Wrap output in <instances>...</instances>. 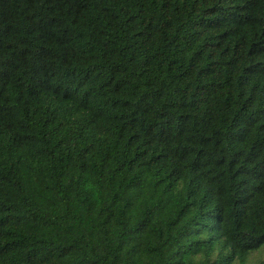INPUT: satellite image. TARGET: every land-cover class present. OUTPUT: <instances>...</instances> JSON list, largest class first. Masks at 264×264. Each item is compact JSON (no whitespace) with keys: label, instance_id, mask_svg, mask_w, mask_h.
<instances>
[{"label":"trees","instance_id":"obj_1","mask_svg":"<svg viewBox=\"0 0 264 264\" xmlns=\"http://www.w3.org/2000/svg\"><path fill=\"white\" fill-rule=\"evenodd\" d=\"M262 247L264 0H0V264Z\"/></svg>","mask_w":264,"mask_h":264},{"label":"rangeland","instance_id":"obj_2","mask_svg":"<svg viewBox=\"0 0 264 264\" xmlns=\"http://www.w3.org/2000/svg\"><path fill=\"white\" fill-rule=\"evenodd\" d=\"M262 257H264V247L254 253L250 257L249 262L250 264H264V259H262Z\"/></svg>","mask_w":264,"mask_h":264},{"label":"snow or ice","instance_id":"obj_3","mask_svg":"<svg viewBox=\"0 0 264 264\" xmlns=\"http://www.w3.org/2000/svg\"><path fill=\"white\" fill-rule=\"evenodd\" d=\"M261 245L260 244H255V245H253L252 247H256V248H258V247H260ZM262 259H264V257H262Z\"/></svg>","mask_w":264,"mask_h":264}]
</instances>
